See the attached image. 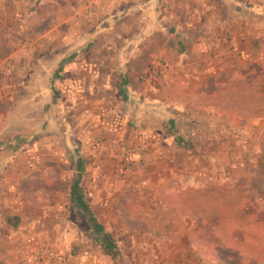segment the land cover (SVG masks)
Instances as JSON below:
<instances>
[{
  "label": "rangeland",
  "instance_id": "rangeland-1",
  "mask_svg": "<svg viewBox=\"0 0 264 264\" xmlns=\"http://www.w3.org/2000/svg\"><path fill=\"white\" fill-rule=\"evenodd\" d=\"M107 1L0 0V34L17 47L0 61V190L16 184L10 150L17 143V206L27 196L36 207L24 205L21 222L40 216L43 204L62 203L68 206L65 219L74 224L71 233L81 237L71 251L87 250L93 264H205L188 245L187 232L197 226L189 218L176 217L178 238L146 234L131 229L117 206L122 196L142 200L146 208L140 210L148 217L154 214L148 203L160 202L163 187L176 200L206 177L232 187L264 176V118L242 119L191 98L209 76L264 64V0H217L231 16L223 37L205 24L191 26L198 23L185 16L162 18L158 7L149 19L119 12L105 20ZM166 23L174 24L172 32ZM78 50L53 79L60 60ZM78 59L96 61L98 74L87 81L78 66L68 70ZM154 66L160 69L155 84L148 80ZM123 77L126 97L118 90ZM170 117L193 149L166 134ZM73 145L86 156L81 183L117 240L116 259L92 240L87 217L67 201L75 175ZM135 188L145 191L134 195ZM5 212L0 209V220ZM13 248L12 241L0 240V264L24 258L26 246L19 253Z\"/></svg>",
  "mask_w": 264,
  "mask_h": 264
},
{
  "label": "trees",
  "instance_id": "trees-1",
  "mask_svg": "<svg viewBox=\"0 0 264 264\" xmlns=\"http://www.w3.org/2000/svg\"><path fill=\"white\" fill-rule=\"evenodd\" d=\"M165 25L169 27V32L174 30L169 23ZM16 48L10 36L0 34V61L8 58ZM78 53L75 51L60 60L53 79L61 77L63 66ZM127 83L128 78L123 77L118 86L123 97H126ZM191 98L204 105L228 109L242 119L264 118V64L238 66L209 76ZM178 99H185V96L181 95ZM166 134L172 136L178 146L194 148L192 141L180 132L173 117L167 120ZM15 150L17 143L13 146ZM71 153L75 165L69 191L71 203L87 217L92 240L107 255L116 259L120 256L117 240L90 207L81 183L86 173L84 154L77 145L71 147ZM254 183L238 180L231 187L230 181L221 182L206 177L197 190L185 191L181 197L178 193L176 200L171 196L170 188L163 187L158 195L160 202L148 203L154 213L151 216L146 217L142 213L141 210L146 208L142 200H130L125 196L120 198L117 209L131 229L146 234L168 232L173 235L171 238L181 235L176 232L179 227L176 217L189 218L197 226L187 232L188 245L202 263L264 264V176L259 174ZM254 186L257 190L253 189ZM132 191L135 195L145 190L135 188ZM142 198L147 200L144 196ZM3 219L14 229L21 223V217L12 213L4 214ZM72 254L75 252L72 251Z\"/></svg>",
  "mask_w": 264,
  "mask_h": 264
},
{
  "label": "crops",
  "instance_id": "crops-1",
  "mask_svg": "<svg viewBox=\"0 0 264 264\" xmlns=\"http://www.w3.org/2000/svg\"><path fill=\"white\" fill-rule=\"evenodd\" d=\"M107 2H109V7L105 6V10L102 12L103 19L105 20L114 15L116 16L119 12L123 13L122 17L125 18L133 17L138 19L137 16L140 15L141 18L149 19L154 17L153 15L155 14V11H157L158 7L161 9V13L164 14L162 18L171 19L172 17L179 19L185 16L186 18L195 20L198 23L195 24L193 22L190 24L191 26L194 25L195 28L200 27L198 26L199 23L200 25L205 24L208 32L213 35L220 34L222 37L229 35L227 33L229 31L231 18L230 12L228 11L227 6L223 7L217 2V0H108ZM169 25L173 26L174 24ZM166 28L168 29L169 27L166 26ZM222 49L223 48H219L221 52H223ZM78 51L79 55L81 50ZM75 66H78L81 76L84 75L82 80L87 79V81H89L90 77L93 78L98 74L99 64L96 61L90 59H78L75 65H69L68 70H71V68ZM1 94L2 91H0V95ZM0 111L5 110L0 109ZM216 119L220 121L219 118ZM2 131L4 130L1 128L0 133ZM1 141L2 140H0V142ZM150 144L151 143H149V145ZM10 152H12L11 156L14 161L13 165H15L13 172L15 173L14 179L16 180V184L13 185V190L12 187L10 190H0V209L7 211L1 215L0 240L6 238L7 240L12 241L15 248H13V250H16L17 253L22 252L23 246H26L24 257L29 253L35 242H45L68 255L73 262L93 264V260L90 255H88L87 250L77 251L75 254H72L71 246L78 244L81 241V237L78 234L71 233L72 230H75L74 224H72V222L68 219H65V215L68 213V206H65L62 203H58L53 206L43 204L40 216L33 217L34 219L28 223H26L27 221L21 222L20 226L16 229L12 228L5 222L3 215L6 213L17 215V211L21 208L19 211V216L21 217L24 205L25 208L29 210L36 208L33 204L34 200L32 201V199L27 198V196L19 198V205L17 206V150H10ZM84 157L86 160V156ZM85 194L87 198L92 195L88 192ZM69 197L70 195H67V201L70 200L71 202ZM90 207L92 208V206ZM21 220H23V217H21ZM99 221L104 225L100 219ZM5 229H7V231H4ZM67 231H69V233ZM9 237H12L13 239H9ZM17 241L21 242L19 244V249H17Z\"/></svg>",
  "mask_w": 264,
  "mask_h": 264
},
{
  "label": "built area",
  "instance_id": "built-area-1",
  "mask_svg": "<svg viewBox=\"0 0 264 264\" xmlns=\"http://www.w3.org/2000/svg\"><path fill=\"white\" fill-rule=\"evenodd\" d=\"M149 82H160V69L154 66L149 72ZM18 264H73L71 258L45 242H35L29 253ZM86 264V263H76Z\"/></svg>",
  "mask_w": 264,
  "mask_h": 264
}]
</instances>
